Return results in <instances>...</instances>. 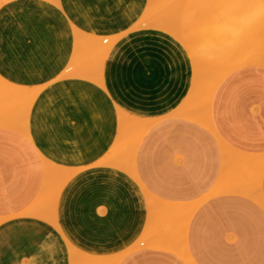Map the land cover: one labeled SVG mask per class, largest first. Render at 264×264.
Segmentation results:
<instances>
[{"label":"crops","instance_id":"obj_1","mask_svg":"<svg viewBox=\"0 0 264 264\" xmlns=\"http://www.w3.org/2000/svg\"><path fill=\"white\" fill-rule=\"evenodd\" d=\"M154 2L0 6V77L37 91L26 132L0 126V264H264V0H193L195 32L237 37L227 68L219 53L195 56L173 18L183 8ZM157 15L162 26L139 23ZM78 33L114 38L82 51L88 69L101 70L94 78L72 69ZM196 63L232 68L200 114L190 97ZM136 120L144 132L133 151L119 147L120 131ZM116 159L125 168L105 164ZM47 164L72 172L55 211L40 201ZM249 176L247 194L238 187ZM152 200L169 210L178 203L172 228L187 212L186 231L167 236L159 205L150 216Z\"/></svg>","mask_w":264,"mask_h":264},{"label":"bare ground","instance_id":"obj_2","mask_svg":"<svg viewBox=\"0 0 264 264\" xmlns=\"http://www.w3.org/2000/svg\"><path fill=\"white\" fill-rule=\"evenodd\" d=\"M7 0H1L0 1V5L1 3L5 2ZM153 4L155 5H159L160 6V9L162 10L163 6L167 8L166 5H162L161 3H157V2H154ZM152 4V5H153ZM170 5V4H169ZM153 8V7H152ZM169 9V6L168 8ZM159 10V11H161ZM156 11V10H155ZM167 11V10H166ZM167 13V12H166ZM147 16V15H146ZM166 21V20H164ZM168 21V20H167ZM140 24H143V25H147V26H162L163 25V20L159 17L157 20L155 21H150V20H143L141 22H139ZM169 30L171 31H174L175 30V26L174 25H168L166 26ZM99 38L98 37H95V36H92V35H88V36H83L81 35L80 33H78L76 35V52L79 54V57L75 59V61L72 62L71 66H72V69H74V71H78L80 72V74L82 75H87L89 76L90 78H94L95 76H97L101 70H97V71H94L93 73L89 72V71H86V70H89L88 69V64H87V59L85 56H83V50L85 48L87 49H95L97 46L100 45L101 41H98ZM101 40V39H100ZM98 41V42H97ZM100 42V43H99ZM114 42V38L113 37H110V38H105L104 39V45H106V47H108L109 45H111L112 43ZM93 52V51H92ZM262 54V53H261ZM264 56V55H262ZM93 57V55H92ZM88 58V57H87ZM90 58V57H89ZM86 59V60H85ZM256 59V58H255ZM90 60V59H89ZM254 60V59H253ZM257 60V59H256ZM254 60V61H256ZM262 60V59H260ZM99 61V60H98ZM248 62V61H247ZM250 62H253L252 60ZM258 62H259V59H258ZM264 62V61H263ZM249 63V62H248ZM247 64V63H246ZM263 64V63H262ZM243 65V64H242ZM240 66V65H239ZM237 67V66H236ZM235 68V67H234ZM230 68H228V71H229ZM232 69V68H231ZM230 69V70H231ZM226 70V69H225ZM225 70H218V69H215V70H206V68H204L200 63H196L195 64V67H194V75H195V79H194V83H193V88L191 90V93H190V97H191V101L192 102H200L202 104V102L204 103L203 106H201V104L198 103V106L197 108H199L198 110L201 111L203 109V107H207L209 102H210V98L209 96H211V94H213V91L215 89V86L216 84L218 83V81L225 75L227 74ZM227 71V72H228ZM28 90V89H27ZM32 94H34L32 96L31 99L27 100V96L30 95V93H28V91L26 92L25 88L21 87L20 85H15V84H10V83H7L6 81L4 82L1 77H0V101L2 103H8L10 102V106L8 107V104L6 105L8 107V111H5V109L3 111H1L0 113V126H5V127H19V128H23V127H26L28 128V113L29 111L31 110L32 108V105H33V101L35 99V96L37 95V91H34ZM208 97V98H207ZM22 99H25V100H22ZM199 99V100H198ZM10 100V101H9ZM198 100V101H197ZM9 101V102H8ZM18 101V102H16ZM196 104V103H195ZM4 105V104H3ZM6 106L4 105V107L6 108ZM0 107H2L0 105ZM202 107V108H201ZM204 107V108H205ZM196 112L199 113L196 109V107H194ZM201 108V109H200ZM7 109V108H6ZM191 110V109H190ZM195 113V112H194ZM201 113V112H200ZM199 113V114H200ZM180 114V113H178ZM185 114V113H183ZM169 115V114H168ZM187 115H190V114H187ZM198 115V114H197ZM199 116V115H198ZM129 115L125 112H122L121 115H120V118L121 120L124 122H126L128 119H129ZM153 121V120H152ZM149 124V123H148ZM144 126V125H143ZM141 127V124H139V121L136 120L134 121L132 124H129V126L127 128H123L120 133H119V137H118V142L117 144L119 145V147H122V148H126V149H129L132 147V151H133V145L136 144L137 140L136 141H128L127 140V136H129L130 134V131L131 129L133 130H136L138 129V132L141 131L139 130ZM145 127V126H144ZM142 130H144L142 128ZM140 136V135H139ZM135 138V137H133ZM130 150V152H131ZM132 153V152H131ZM129 154L130 157H132L131 155L132 154ZM105 155V154H104ZM103 160V159H102ZM122 160V159H121ZM120 161V160H119ZM125 161V160H124ZM96 162V161H95ZM114 162H118L117 159L116 161H113V163H106L105 161V164H111V165H118V168H122L124 167L125 168V163H122L120 162V165H119V162L118 163H114ZM94 163V162H93ZM100 163V161H99ZM98 162H96L95 164H99ZM102 164V163H100ZM104 164V163H103ZM88 166V165H87ZM115 166V167H116ZM131 164H130V167L128 169H125V170H131ZM81 168L83 167H80L79 169H76V170H81ZM123 169V168H122ZM76 170H74L76 172ZM62 170L59 168V167H56V166H53V165H49V166H46V169H45V190L44 192L42 193L41 197H40V201H41V204H42V207H47V208H52L54 207V211H55V206H56V202H57V199H58V196H59V192H61V188H62V184L66 181V178L68 176H71L72 175V172H70V174H65L61 172ZM62 174L61 177H59V174ZM60 174V175H61ZM65 180V181H64ZM64 181V182H63ZM40 203V202H39ZM152 203L154 206L150 207V211L154 212V208H157V205L160 204V202H157L155 200H152ZM151 203V204H152ZM161 205V204H160ZM163 205V204H162ZM165 206V205H164ZM154 207V208H153ZM151 208H153L151 210ZM168 208V206L166 207ZM170 210H171V207H169ZM178 210L180 209L179 206H177ZM159 209V208H158ZM161 209V208H160ZM53 210L51 212H53ZM169 209H167L168 211ZM182 210V208H181ZM163 211V210H162ZM161 211V212H162ZM166 211V209H165ZM171 211H176V209L174 210H171ZM180 211V210H179ZM152 212H150V216L151 214H153ZM160 212V213H161ZM163 213V212H162ZM168 213V212H167ZM171 212H169L170 214ZM177 213V212H176ZM175 213V214H176ZM181 213V212H180ZM54 214V212H53ZM52 215V218L54 217V215ZM168 214V215H169ZM173 213H171L172 215ZM160 215V214H159ZM165 215V214H164ZM174 216V214H173ZM150 218V217H149ZM168 219L170 218V215L169 217H167ZM166 218V219H167ZM152 219V218H151ZM172 219V218H171ZM45 220V219H44ZM53 220V219H52ZM154 220V219H153ZM179 220V219H177ZM161 221V220H160ZM152 222V220H151ZM150 223V222H149ZM160 224V223H159ZM148 225V223H147ZM174 225V224H173ZM164 226V225H163ZM175 226V225H174ZM177 227V226H175ZM179 227V226H178ZM147 228V226H146ZM170 229V227H169ZM176 233L174 234H180V230L181 231V234L183 232L186 231L187 227L185 228H182V229H179V231L174 228ZM147 230V229H145ZM167 231V230H166ZM145 232H143L144 234ZM172 233H166V235H171ZM146 235V234H145ZM178 236V235H177ZM176 238V236H175ZM180 238H182L180 236ZM175 240V239H174ZM173 241V240H172ZM175 243V241H174ZM176 243H179L176 242ZM164 244V243H163ZM178 245V244H177ZM181 245V244H179ZM178 245V247H179ZM175 247H177L175 245ZM177 249H181L180 247L177 248Z\"/></svg>","mask_w":264,"mask_h":264},{"label":"rangeland","instance_id":"obj_3","mask_svg":"<svg viewBox=\"0 0 264 264\" xmlns=\"http://www.w3.org/2000/svg\"><path fill=\"white\" fill-rule=\"evenodd\" d=\"M7 1H9V0H7ZM7 1L1 3L0 6H2ZM156 1L159 2V3H161L162 5H166L167 4L169 6V9H167L168 8L167 5H166L167 8L163 6V8H166V10H173V11H175L178 7L183 8L184 11H183L182 15L173 16V18H174V20L178 24H180V26H181V32L183 31V32L187 33L188 34V37L191 38L190 39L191 40V43H193L194 46L197 45L198 51L197 52H194L195 53V56H197V57H200L201 56L203 58V60H205L206 58L210 59L213 56H215L216 53H219V56H218L219 58H217V64L220 66V68H223V67H226L227 68L228 67L229 64H228V61H227V58H226V54H227V51H229V50L232 49V44L235 42V40H236L237 37H235V36L229 37V40H227L226 37H224V36H213V37H209V36H205L203 31L195 32V30H194V20H193V14H194V11H193V0H156ZM156 13L157 14L159 13V10L158 9L155 12H153L151 14V16H153ZM159 17H160V15H157V16H155V19L150 20V21H155ZM100 38H101V40L99 39L98 41H101V43L99 42L100 45L101 46H104V41L102 39L103 37H100ZM210 38H214L216 40L215 45H217V49L216 48H211L209 46L208 40ZM87 53H88V51H85V54H87ZM97 67H98V65H91L90 68H89V70H86V71H89V72L97 71L98 70ZM33 95L34 94L28 95L27 96V100L31 99ZM36 96H35V98H36ZM22 100H25V99H22ZM16 102H18V101H16ZM195 103H196L195 104V107L198 106V103L201 104L200 102H195ZM3 104L4 103H2L0 101V105L2 106V107H0V113L5 108L4 107L5 104L4 105ZM202 104L204 105L203 102H202ZM202 104H201V106H203ZM9 106H10V102L8 104V107ZM8 107L6 106L7 109L5 108V111H8ZM21 129L25 130V132H26L28 128L23 127ZM143 132H144V130H141L139 132H138V130H133L131 132L130 136H131V138L134 141H136L137 139L140 138V136L143 134ZM133 137H135V138H133ZM130 153H131L130 150H127L126 155H128L130 157V155H129ZM49 165L50 164H47L46 166H49ZM65 172H67V171H64L63 170L62 171V174L65 173ZM68 172H70V171H68ZM60 174H59V177L62 176V174L61 175ZM252 181H253V177L252 176L251 177L249 176L243 183H240V185H239L238 188L243 193H247V194L248 193H251V191H250L251 189L250 188H251ZM233 185H234V181H233L232 186ZM166 204L168 206L170 203L168 201H164L163 200V202L161 203V205L159 204V207H161V209L159 208V211H158L157 215L155 216V219L156 220H159V221L161 220L162 223H160V224H163V223L167 224V226H169L170 229L168 231H166L165 233H169L170 234V233L174 232L172 230V229H174V228H172V221L175 219V217L173 216V214H175L176 212L175 211H171V210L167 211V209L165 211V206L164 205H166ZM177 204L178 203H171L172 207H176V210H178ZM169 212H171L173 214L171 215V213L169 214ZM168 214L170 215V218L169 219L167 218V217H169ZM184 215H185V217H184L185 218V222L181 225V229L187 227L188 224H189V222H188L189 221V214L186 212ZM152 234L153 235H156L157 232H153Z\"/></svg>","mask_w":264,"mask_h":264}]
</instances>
